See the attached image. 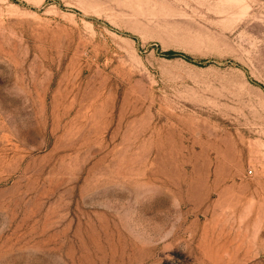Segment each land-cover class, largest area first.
Listing matches in <instances>:
<instances>
[{
    "label": "rangeland",
    "instance_id": "374dc122",
    "mask_svg": "<svg viewBox=\"0 0 264 264\" xmlns=\"http://www.w3.org/2000/svg\"><path fill=\"white\" fill-rule=\"evenodd\" d=\"M259 85L264 0H0V264H264Z\"/></svg>",
    "mask_w": 264,
    "mask_h": 264
},
{
    "label": "trees",
    "instance_id": "16d2710c",
    "mask_svg": "<svg viewBox=\"0 0 264 264\" xmlns=\"http://www.w3.org/2000/svg\"><path fill=\"white\" fill-rule=\"evenodd\" d=\"M157 50H158V52H160V47L159 46H157ZM162 55L165 56V57H169V58L180 56V57L186 59L187 61H190V62H193V63H196V64H200V65H202L204 63V61H197V60L193 59L191 56H189L187 54L180 53V52L173 51V50L164 52V53H162ZM259 86H261L262 89L264 90V86L263 85H259Z\"/></svg>",
    "mask_w": 264,
    "mask_h": 264
},
{
    "label": "built area",
    "instance_id": "2783aa9c",
    "mask_svg": "<svg viewBox=\"0 0 264 264\" xmlns=\"http://www.w3.org/2000/svg\"><path fill=\"white\" fill-rule=\"evenodd\" d=\"M252 172H253L252 170L249 171L250 174H251Z\"/></svg>",
    "mask_w": 264,
    "mask_h": 264
}]
</instances>
